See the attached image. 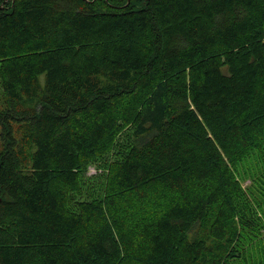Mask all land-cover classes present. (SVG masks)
<instances>
[{
  "label": "trees",
  "instance_id": "trees-1",
  "mask_svg": "<svg viewBox=\"0 0 264 264\" xmlns=\"http://www.w3.org/2000/svg\"><path fill=\"white\" fill-rule=\"evenodd\" d=\"M0 139V264H264V0H0Z\"/></svg>",
  "mask_w": 264,
  "mask_h": 264
},
{
  "label": "rangeland",
  "instance_id": "rangeland-1",
  "mask_svg": "<svg viewBox=\"0 0 264 264\" xmlns=\"http://www.w3.org/2000/svg\"><path fill=\"white\" fill-rule=\"evenodd\" d=\"M0 144H1V139H0ZM102 170H107V168L106 167L101 168V167L96 166L95 164H92V165L88 166L85 176L86 177H92L94 175L101 173ZM248 184H249V178H247L245 180V182H243V187H247Z\"/></svg>",
  "mask_w": 264,
  "mask_h": 264
}]
</instances>
